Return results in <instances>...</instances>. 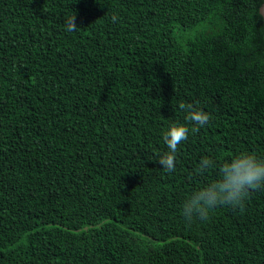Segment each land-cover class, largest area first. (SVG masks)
Masks as SVG:
<instances>
[{"label": "trees", "instance_id": "obj_1", "mask_svg": "<svg viewBox=\"0 0 264 264\" xmlns=\"http://www.w3.org/2000/svg\"><path fill=\"white\" fill-rule=\"evenodd\" d=\"M263 3L0 0V264H264V188L182 215L224 162L264 159Z\"/></svg>", "mask_w": 264, "mask_h": 264}, {"label": "clouds", "instance_id": "obj_2", "mask_svg": "<svg viewBox=\"0 0 264 264\" xmlns=\"http://www.w3.org/2000/svg\"><path fill=\"white\" fill-rule=\"evenodd\" d=\"M116 16L112 17L113 22ZM75 14L66 17V30L76 31ZM179 108L186 113L185 121L195 126L191 128L193 133L206 125L209 115L202 109L191 103L181 102ZM189 128L178 121L171 123L162 138L169 149L158 162L163 169L169 172L175 171L176 152L178 145L188 139ZM215 166V162L208 157L201 159L198 172L201 174ZM264 188V159L255 154L241 152L230 161L224 162L219 167V178L210 184L195 189L182 205V215L188 222L194 218L206 220L210 210L217 206H242L250 191Z\"/></svg>", "mask_w": 264, "mask_h": 264}, {"label": "water", "instance_id": "obj_3", "mask_svg": "<svg viewBox=\"0 0 264 264\" xmlns=\"http://www.w3.org/2000/svg\"><path fill=\"white\" fill-rule=\"evenodd\" d=\"M260 13L264 19V3H263V6L260 8Z\"/></svg>", "mask_w": 264, "mask_h": 264}]
</instances>
